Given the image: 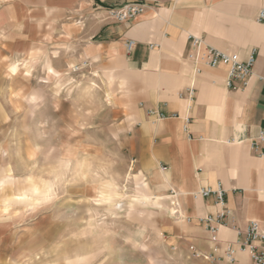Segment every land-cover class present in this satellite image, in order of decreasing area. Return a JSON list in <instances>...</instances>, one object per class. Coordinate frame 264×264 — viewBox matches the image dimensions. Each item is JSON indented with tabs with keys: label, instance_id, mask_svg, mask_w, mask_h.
Segmentation results:
<instances>
[{
	"label": "rangeland",
	"instance_id": "rangeland-1",
	"mask_svg": "<svg viewBox=\"0 0 264 264\" xmlns=\"http://www.w3.org/2000/svg\"><path fill=\"white\" fill-rule=\"evenodd\" d=\"M90 1L45 9L26 0L38 7L12 8L14 18L0 9V179L8 175L0 264H188L187 256L210 264L170 251L174 208L163 195L151 189L159 203L137 200L138 170L124 146L136 107L126 92L131 75L89 43L126 0H106L110 8ZM101 181L110 189L104 202Z\"/></svg>",
	"mask_w": 264,
	"mask_h": 264
},
{
	"label": "crops",
	"instance_id": "crops-1",
	"mask_svg": "<svg viewBox=\"0 0 264 264\" xmlns=\"http://www.w3.org/2000/svg\"><path fill=\"white\" fill-rule=\"evenodd\" d=\"M42 1L45 9L71 8L77 3ZM140 1L146 4L142 12L127 21L102 23L89 43L102 58L119 59L131 75L126 92L136 107L130 106L126 115L132 127L124 135V146L138 170L134 176L142 192L150 195L152 189L163 195L180 213L171 212L166 225L170 251L187 254L190 244L208 250L202 218L221 210V205L213 195L194 194L217 182L223 186L229 210L219 224L221 243H234L236 230L249 220L258 221L264 230V80L260 77L264 75V22L257 20L264 0ZM90 2L111 7L106 0ZM25 3L0 0V9L14 18L9 13L12 8L38 7ZM191 35L214 48L237 52L241 59L252 52L254 64L246 84L235 89L227 86L226 66L198 64L200 71L195 73L196 65L185 58ZM127 39L133 40L129 50ZM39 52L40 46H34L30 57ZM15 63L9 68L18 67ZM192 85L190 97L185 89ZM7 179L8 175L0 179V186ZM234 245L235 264H250L248 251Z\"/></svg>",
	"mask_w": 264,
	"mask_h": 264
},
{
	"label": "built area",
	"instance_id": "built-area-1",
	"mask_svg": "<svg viewBox=\"0 0 264 264\" xmlns=\"http://www.w3.org/2000/svg\"><path fill=\"white\" fill-rule=\"evenodd\" d=\"M146 6L144 1L130 0L126 1L120 7L110 8L109 12L112 18L117 21H125L134 18ZM257 20L264 22V9L257 13ZM133 45L132 39L125 41V46L129 50ZM185 58L191 61L194 65V72L198 73L200 68L198 64H203L209 67L226 66L227 78L226 85L231 88H238L239 85H245L252 72L254 64V55L251 52L245 59H241L237 52L224 51L214 48L204 42L200 36L191 35L188 37V47L185 52ZM264 80V75L260 76ZM191 97L194 87L189 86L185 89ZM151 112V111H149ZM161 115V114H160ZM264 120V116H263ZM261 139L262 137L259 136ZM253 148L257 149V144L253 143ZM165 168V167H163ZM171 194L175 191L170 190ZM208 196L213 195L216 203L221 205V210L215 214H209L202 218L208 232V240L210 246L208 250L203 251L196 248L193 244L188 245V252L190 256L195 258H202L210 262L219 264L221 261L226 264H235L236 249L234 245L237 244L240 249H246L249 254L250 264H264V230L260 228V224L256 220H249L244 228L236 230V239L234 243L220 241L219 224L221 220L229 213V210L224 203V189L220 182L214 187H202L194 196ZM175 206L177 205L171 201ZM180 216L177 208L172 212ZM188 220L189 218H185Z\"/></svg>",
	"mask_w": 264,
	"mask_h": 264
},
{
	"label": "bare ground",
	"instance_id": "bare-ground-1",
	"mask_svg": "<svg viewBox=\"0 0 264 264\" xmlns=\"http://www.w3.org/2000/svg\"><path fill=\"white\" fill-rule=\"evenodd\" d=\"M131 119V118H130ZM137 189H138V193L140 194V199H137L139 201V203L141 204H148V203H151L152 204H156V203H159V198L157 196H149L147 194H144L142 192V189L137 185ZM137 191V190H136ZM159 205V204H158ZM174 211V209H172ZM172 211V212H173ZM68 264H77L76 263H73V262H69Z\"/></svg>",
	"mask_w": 264,
	"mask_h": 264
},
{
	"label": "clouds",
	"instance_id": "clouds-1",
	"mask_svg": "<svg viewBox=\"0 0 264 264\" xmlns=\"http://www.w3.org/2000/svg\"><path fill=\"white\" fill-rule=\"evenodd\" d=\"M110 189L108 188L107 184L103 181L100 182L99 188L97 189V193L100 194L98 198L101 200V202H104L106 197L102 194L107 193Z\"/></svg>",
	"mask_w": 264,
	"mask_h": 264
},
{
	"label": "snow or ice",
	"instance_id": "snow-or-ice-1",
	"mask_svg": "<svg viewBox=\"0 0 264 264\" xmlns=\"http://www.w3.org/2000/svg\"><path fill=\"white\" fill-rule=\"evenodd\" d=\"M13 71H14V69H13ZM7 209H5V211H6Z\"/></svg>",
	"mask_w": 264,
	"mask_h": 264
}]
</instances>
